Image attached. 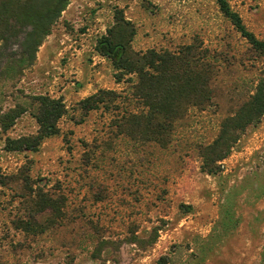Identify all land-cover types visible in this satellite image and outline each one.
<instances>
[{
    "label": "rangeland",
    "instance_id": "obj_1",
    "mask_svg": "<svg viewBox=\"0 0 264 264\" xmlns=\"http://www.w3.org/2000/svg\"><path fill=\"white\" fill-rule=\"evenodd\" d=\"M228 1L264 40V0ZM115 7L136 28V50L175 49L197 37L217 57L212 105L190 108L165 147L119 135L118 113L79 108L98 89L127 88L95 50ZM22 36L0 45V69L19 56ZM261 79L264 54L215 0H70L15 88L0 81V106L25 108L0 128V264H264V114L217 173L203 170L200 156ZM36 95L62 99L59 133L35 151L6 149V138L36 133ZM39 192L57 197L62 212L42 233L21 227Z\"/></svg>",
    "mask_w": 264,
    "mask_h": 264
},
{
    "label": "trees",
    "instance_id": "obj_2",
    "mask_svg": "<svg viewBox=\"0 0 264 264\" xmlns=\"http://www.w3.org/2000/svg\"><path fill=\"white\" fill-rule=\"evenodd\" d=\"M215 1L219 11L247 40L251 48L264 54V40L247 29L229 1ZM69 2L70 0H0V45L23 34L19 56L10 59L0 69V81L3 85L15 88V79L23 69L34 63L39 46L50 34L53 24ZM135 34L134 24L125 17L122 9L115 7L113 23L97 39L95 50L110 61L114 81L125 83L127 88L122 92L98 89L81 99L78 102L79 108L85 113L99 108L118 113L112 117V122L119 135L133 141L152 142L165 147L171 142L176 122L190 108L204 110L212 105V82L216 76L217 57L197 37L175 49L136 50L131 46ZM33 103L36 105L33 116L38 124L36 133L6 138V149L35 151L45 137L59 133L57 121L66 113L62 99L36 95ZM24 111L25 108L18 104L8 109L0 106V128L3 131L9 129ZM263 114L264 81L261 79L254 92L242 101L235 113L223 119L216 137L201 148L202 169L207 173H217L218 162L228 156L240 135L248 126L258 122ZM28 199L29 216L21 222V227L26 231L42 233L61 217L57 197L39 192L35 198ZM46 209L51 214L42 223H37L35 216Z\"/></svg>",
    "mask_w": 264,
    "mask_h": 264
}]
</instances>
